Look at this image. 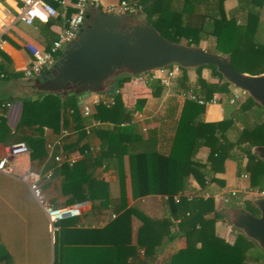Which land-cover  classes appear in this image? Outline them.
I'll use <instances>...</instances> for the list:
<instances>
[{"label":"trees","instance_id":"obj_1","mask_svg":"<svg viewBox=\"0 0 264 264\" xmlns=\"http://www.w3.org/2000/svg\"><path fill=\"white\" fill-rule=\"evenodd\" d=\"M226 1L137 0L148 22L166 39L199 47L203 40L212 38L215 52L227 56L238 72L253 76L264 74V0H237L230 14L225 10ZM4 19L5 13L0 8V21ZM52 22L48 20L47 26ZM53 41H49L46 50ZM204 69L210 70V80L203 77ZM193 72L196 77L193 82L190 71L182 69L175 87H164L159 80L151 79L146 86L154 98H162L168 91L180 96L190 89L207 102L216 95L221 102L231 96L234 87L223 79L215 66L206 65ZM113 80L121 87L132 77L125 75ZM145 102L138 100L136 111L141 112ZM118 103L119 96L116 106ZM111 109L93 107L91 118L112 126L93 129L91 134L86 132L90 118L82 116L76 95L47 94L36 100H23L21 120L14 132L7 126L5 115L0 114V141L11 138L13 142L25 143L30 149L25 156L31 164L48 158L44 129L51 130L57 137L63 129L71 131L63 146L55 147L49 157L47 168L52 170V179L43 187L57 180L61 195L69 199L68 205L90 200L92 212L112 209L116 214L101 229L72 228L75 219L59 222L54 264H159L158 254L174 238V227L185 239L186 246L173 253L164 264H264V251L240 231L232 227L235 233L232 243L217 234V223L228 224L227 216L218 211L212 194L206 199L202 197L211 188L225 187V181L218 175L224 173L228 160L236 164L237 177L248 176L246 191L264 193V161L255 152L256 147L264 146V109L248 96L230 117L206 121V106L184 99L167 154L156 147L155 129H149L147 137L143 138L136 125L120 126L121 122L130 120L129 113L117 116ZM95 137L100 141L98 149L89 151L75 165L55 161L56 155L89 150L90 139ZM203 148L208 150L205 161L198 158ZM100 165H104L105 170L117 171L116 200L111 197L110 185L96 176ZM191 178L200 186L192 200L185 195ZM153 195L167 199L168 213L162 218H152L140 207L129 204V196L136 201ZM233 207L246 208L259 216L252 200L244 199L241 205ZM134 220L139 222L135 236ZM82 236L89 237L88 242L94 244L97 238L100 245L94 246L98 251L96 256L85 250L84 244H79L85 243L77 241ZM0 264H14L1 237Z\"/></svg>","mask_w":264,"mask_h":264},{"label":"crops","instance_id":"obj_2","mask_svg":"<svg viewBox=\"0 0 264 264\" xmlns=\"http://www.w3.org/2000/svg\"><path fill=\"white\" fill-rule=\"evenodd\" d=\"M103 5L118 4L122 0H100ZM130 4L141 6L137 0H127ZM21 6L20 0H0V8L5 13V19L0 21V30L5 41V49L0 53L1 74L0 77V103H10L11 106L6 112V123L11 132H14L21 120L23 111V100H36L40 96L46 94L40 93L34 86V79L24 77V70L29 68L32 63V56L27 49V45H33L41 50H46L49 41L56 39L58 33L65 27L66 21L63 17L52 19L53 22L47 26V22L36 21L33 25L28 26L17 19L18 10ZM237 6V0H227L225 2V10L228 14ZM142 7V6H141ZM143 12V10L141 11ZM264 22V10L262 13ZM239 22V21H238ZM52 35V37H51ZM207 40H203L205 42ZM200 44V47L205 49V46ZM190 71V81L194 78ZM144 77V76H143ZM136 79V80H135ZM148 79V78H147ZM142 76L140 78H132V80L121 87L117 86L115 80H111L108 84L109 92L116 89L120 90L119 103L112 110L117 116L129 113L130 120L133 119L135 112L141 113L143 119L135 122L143 138L147 137L149 129L157 131L156 147L159 152L167 154L170 150L172 139L174 136L178 114L183 103L181 95H175L170 91L166 92L162 98H154L150 89L144 84ZM177 85V79L172 87ZM170 88V87H169ZM108 92V93H109ZM242 92L236 88H232V94L229 98L217 103L206 106V121H219L224 119L222 116L225 111V105L235 107L234 111L240 108L241 104L246 99L242 96ZM237 96L236 102L241 103L239 106L231 104V100ZM215 97V96H214ZM138 100H145L143 110L136 111V103ZM81 102V99H79ZM243 101V102H242ZM21 105V110H20ZM233 113V112H232ZM127 122V121H123ZM144 128L146 131H144ZM45 136L48 141H54L57 136L51 130L44 129ZM92 147H99L100 141L98 138L90 139ZM17 143L11 138L0 141V157L5 154V150L10 145ZM208 150L203 148L198 154V158L205 161ZM50 155L48 158L41 159L31 164L28 157L22 156L15 161V170L13 176H7L0 173V237L1 241L13 257L14 264H54L55 258V236L59 233L60 225H55L54 231L48 218L46 217L42 207L34 198L28 184L21 179V175L27 171H35L40 174L52 173V170L47 168L50 163ZM126 169L128 168L127 157L125 158ZM104 165L98 167L96 176L105 180L110 185L111 197L116 200L118 197V174L114 168L105 170ZM236 164L228 160L225 163V171L219 174L218 178L225 181L224 188H211V191L202 194L203 198H207L210 194L215 198L216 208L220 196L227 191L234 189H246L249 186V179L237 177ZM190 188L185 192L186 196L192 200L196 198L195 192L200 189L198 183L191 178ZM47 201L56 207L66 206L67 197L61 195L59 183L54 180V183L48 187H43ZM166 198L158 195L148 196L133 201L129 196V204H135L140 207L148 216L152 218H162L166 215L167 206ZM83 215L75 219L74 226L76 229H101L112 221L116 214L112 209H107L102 213L92 212V203L90 200L82 201ZM221 213V212H220ZM226 215V213H221ZM139 227V222L134 220L132 223L133 236ZM217 234L224 238L227 242L232 243L235 239V233L232 226H227L224 223H217ZM174 238L168 241L157 257L159 264H164L167 259L178 250L186 246L185 239L180 236L178 228L172 229ZM77 238L79 244H84L91 255H95L98 251L94 246H99V241L96 239V245L90 243L89 237L82 236ZM135 240V238H134ZM80 246V245H79ZM99 248V247H98Z\"/></svg>","mask_w":264,"mask_h":264},{"label":"water","instance_id":"obj_3","mask_svg":"<svg viewBox=\"0 0 264 264\" xmlns=\"http://www.w3.org/2000/svg\"><path fill=\"white\" fill-rule=\"evenodd\" d=\"M173 65L187 71L213 65L227 83L264 109V74L240 73L224 54L166 39L140 11L107 14L94 8L78 37L54 66L33 82L40 93L76 95L82 100L91 93L109 92L108 84L116 77L137 78ZM255 152L264 161V146L256 147ZM252 204L259 216L246 208L233 207L231 226L264 251V196L255 198Z\"/></svg>","mask_w":264,"mask_h":264},{"label":"built area","instance_id":"obj_4","mask_svg":"<svg viewBox=\"0 0 264 264\" xmlns=\"http://www.w3.org/2000/svg\"><path fill=\"white\" fill-rule=\"evenodd\" d=\"M20 1L21 6L18 10L17 19L28 26L33 25L36 21L47 22L50 19H57L59 17H63L66 21L65 27L58 33L57 38L53 41L48 50H41L30 44L27 45V49L33 59L31 66L24 70V77L27 79L36 78L37 76L45 73L54 66L64 49L78 37L79 32L86 21L87 15L91 11H93L94 8H97L107 14H129L142 11L141 6L137 7L136 5H132L127 0H122L118 4L108 6L103 5L100 0ZM4 49L5 41L3 39L2 31L0 30V52L4 51ZM181 70V67L173 65L168 68L151 72L148 79L159 80L162 86L171 87L174 81L180 76ZM0 77H3L1 72ZM148 79L144 81L145 85L147 84ZM119 94L120 90L116 89L113 92L109 93H91L81 100V114L85 118H90V123L86 126L87 134H91L93 129H98L100 127L108 125L112 126L110 123H104L91 118L92 110L93 107L100 106L106 109L115 107ZM181 97L183 99H189L198 103L199 105L204 106L217 103L216 97H213L210 102H207L203 98L199 97L191 89L182 92ZM237 98L238 97L235 96V98L230 101L231 104H234ZM10 106V103H2L0 105V114L6 116V112L10 108ZM142 119L143 115L141 113L135 112L131 121L121 122L120 126H128L134 124L135 122L141 121ZM144 131H146L145 128ZM71 134V131L63 129L59 137H57L54 141H48L46 148L49 155H52L55 147L63 146L64 140ZM93 150L94 147L91 146L89 150H85L83 153L75 152L72 154L56 155L55 161L59 164L65 163L69 166H73L85 155H87L89 151ZM29 152V147L23 142L14 143L7 147L5 150V154L0 157V173L7 176H13L16 159L27 155ZM244 178H248V176H244ZM21 179L28 184L34 198L42 207L54 231L56 230L55 225H57L59 222L65 219L79 218L83 215V205L80 203L56 207L51 205L47 201L43 186L45 183L49 182L52 179L51 172L40 174L35 171H27L21 175ZM259 195L264 196V193H261Z\"/></svg>","mask_w":264,"mask_h":264},{"label":"rangeland","instance_id":"obj_5","mask_svg":"<svg viewBox=\"0 0 264 264\" xmlns=\"http://www.w3.org/2000/svg\"><path fill=\"white\" fill-rule=\"evenodd\" d=\"M3 3L4 0H1ZM182 44L186 45V41H183ZM202 45L205 46V49L208 50L209 52H215L214 46H213V39L210 38L205 42H202ZM200 47V46H199ZM210 70L209 69H204L202 71V75L204 78L210 80ZM192 77L194 80L196 79L195 74L191 73ZM144 76V77H143ZM143 79L149 78V75H143ZM242 96L248 97L247 94H242ZM215 97H218L217 95ZM243 102V101H242ZM241 103H235L234 105L239 106ZM225 111L224 114L222 115L224 118H228L231 116L232 112L234 111L235 107L225 105ZM260 197L257 193H251L249 191H246V189H234L232 191H227L224 194L220 196V199L218 201V211L221 213H226L227 216V226H231V222L233 221V216L231 213V208L236 205H241L244 201V199H249V200H254L255 198Z\"/></svg>","mask_w":264,"mask_h":264}]
</instances>
